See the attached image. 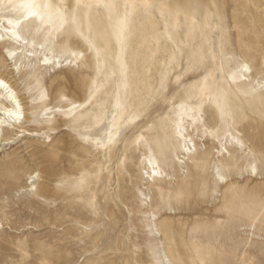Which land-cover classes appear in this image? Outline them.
I'll list each match as a JSON object with an SVG mask.
<instances>
[{
  "label": "rangeland",
  "instance_id": "374dc122",
  "mask_svg": "<svg viewBox=\"0 0 264 264\" xmlns=\"http://www.w3.org/2000/svg\"><path fill=\"white\" fill-rule=\"evenodd\" d=\"M81 15L56 38L24 32L62 68L17 75L0 49L37 134L0 145V264H264V83H233L244 61L264 82V0ZM204 89L218 138L196 137L189 158L174 110ZM231 133L243 150L222 147Z\"/></svg>",
  "mask_w": 264,
  "mask_h": 264
},
{
  "label": "bare ground",
  "instance_id": "6f19581e",
  "mask_svg": "<svg viewBox=\"0 0 264 264\" xmlns=\"http://www.w3.org/2000/svg\"><path fill=\"white\" fill-rule=\"evenodd\" d=\"M113 1L0 0V49L3 48L2 54L14 64L13 73L20 75L25 71V67L34 60H38L41 67L52 66L53 68L55 66L62 68L65 65L64 63L68 62L67 59L48 53L42 47L40 55L42 53L44 55L40 58L39 46L42 45L24 35L27 28H31L32 34L40 37L41 41L52 39V37L56 38V31L68 23L77 22L83 11L104 7L107 6V3L113 4ZM172 1L174 5L181 7L188 6L194 1L208 4V0ZM160 12L165 14L166 9H162ZM79 63L80 58L77 55L70 62L75 67ZM240 68L241 75L235 78L236 80L233 83L257 82L259 87L264 83L258 80L256 76L253 77L252 73L250 74L251 68L245 61L240 64ZM214 93L215 90L204 89L198 104L185 102L174 110L176 139L179 141L180 146L184 148V155L189 156V158L194 155L191 143L197 149L196 137L201 141H209L215 135L214 129L207 124L203 113L205 108L210 105L211 96ZM26 123V113L17 93L6 78L0 77V145H9L20 133H24V137L36 136V132L26 129ZM214 138L218 137L215 135ZM221 144L225 150L230 148L239 151L243 150L244 147L243 141L234 133H231L226 142L224 144L221 142ZM254 171L256 173L257 169L255 168ZM153 173L159 174L157 170L150 172L151 181H155V177L158 178L156 175L152 176ZM220 176L222 177V175ZM31 186H34V182Z\"/></svg>",
  "mask_w": 264,
  "mask_h": 264
}]
</instances>
